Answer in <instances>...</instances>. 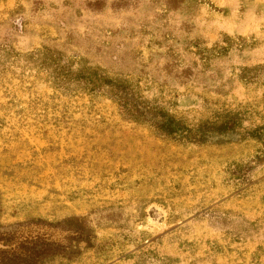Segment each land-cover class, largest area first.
Masks as SVG:
<instances>
[{"label": "rangeland", "instance_id": "374dc122", "mask_svg": "<svg viewBox=\"0 0 264 264\" xmlns=\"http://www.w3.org/2000/svg\"><path fill=\"white\" fill-rule=\"evenodd\" d=\"M35 218L88 236L45 264H264V0H0V230Z\"/></svg>", "mask_w": 264, "mask_h": 264}, {"label": "trees", "instance_id": "16d2710c", "mask_svg": "<svg viewBox=\"0 0 264 264\" xmlns=\"http://www.w3.org/2000/svg\"><path fill=\"white\" fill-rule=\"evenodd\" d=\"M159 130L168 136H178L187 131L180 122L163 113H157ZM227 121V122H226ZM232 119L217 126H202L198 134H224L233 128ZM86 236V237H85ZM88 240L80 220L49 222L29 219L13 228L0 230V264H45L54 257L72 258L77 254L74 243Z\"/></svg>", "mask_w": 264, "mask_h": 264}]
</instances>
